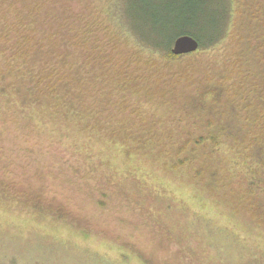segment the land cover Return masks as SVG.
Wrapping results in <instances>:
<instances>
[{
	"label": "rangeland",
	"instance_id": "374dc122",
	"mask_svg": "<svg viewBox=\"0 0 264 264\" xmlns=\"http://www.w3.org/2000/svg\"><path fill=\"white\" fill-rule=\"evenodd\" d=\"M36 1L47 6L50 3L62 5L68 17L63 24L70 30L82 26L83 31L87 30L84 20L93 16L97 22V26H91L95 29L94 36L102 41L91 56L102 52L99 55L104 61H123L134 70L133 83L138 87L132 86L129 94L114 88L103 99V83H95L96 96L100 99L91 103L90 97H86V103L98 109L96 117L115 116V120L126 122L127 127L134 130L146 121L133 112L135 106L140 105L139 101L149 103L143 89H152L158 98L164 95L165 100L173 96L178 105L182 104L180 107L151 108L148 113L157 111L165 119L158 125L163 131L168 129L165 135L175 130L176 146L191 137L193 131L188 122L201 118L187 103L190 90L200 93L205 87L204 82L196 84L193 78L187 77L201 72L200 61H209L206 69L212 73L215 68L230 64L232 70L226 76L238 75L244 91L251 90L260 78V86H255V90L263 92L264 0H237L234 13L233 9L229 11L235 15V23L232 28L228 25L230 30L225 43L214 49L203 48L197 56L188 54L190 56L182 55L178 59L160 55L150 58L117 37V41L108 39L98 28L106 18L110 0ZM136 1L139 0H125V12L145 11L135 7L138 6ZM218 1L208 0L209 15H222L223 8ZM29 2L19 0L18 9ZM201 29L209 39L208 30ZM212 61L219 63L211 65ZM96 70L101 72L100 68ZM112 75L110 81L105 78L104 82L113 84L115 76L118 80L113 70ZM202 116L207 120L206 114ZM216 124L221 126L222 123L217 121ZM32 127L19 115L0 118V264H264V217L256 216L260 223L258 230L247 231L245 225L231 220L204 198L206 202L199 200L190 186L193 180L187 183L178 172H171L168 177L167 170L152 158L147 164L151 167L154 164L155 168L150 167L153 174L141 171L142 176H138L145 181L147 190L168 196L166 201L173 208L164 210V214L154 209V217H149L143 206L126 197V186H121L123 181L99 182L104 176L103 167L90 172L89 164L77 163L75 169L72 163L63 161L71 159L66 146L84 142L81 127L73 126L69 129V139L66 141L59 135L56 143H52L51 136L56 131L54 127L65 134L61 124H51V134H48L49 128L38 131ZM155 130H151V134ZM143 160L146 162V158L139 157L136 162L140 164ZM118 161L115 168L122 172L119 168L122 155ZM240 181L236 179L235 183L243 189ZM181 183L184 188L180 187ZM163 190L167 193L163 194ZM10 204L13 210H8ZM260 207L264 212V203ZM239 211L241 221L249 223L250 209L245 207Z\"/></svg>",
	"mask_w": 264,
	"mask_h": 264
},
{
	"label": "trees",
	"instance_id": "16d2710c",
	"mask_svg": "<svg viewBox=\"0 0 264 264\" xmlns=\"http://www.w3.org/2000/svg\"><path fill=\"white\" fill-rule=\"evenodd\" d=\"M110 2L105 10L106 18L103 16L105 20L98 28L108 39L117 41V37L150 58L160 55L171 59L179 58L171 53V48L182 35H190L200 43L199 50L190 55L201 54L203 48H217L235 23V15L229 11L233 9L234 13L237 4V0H219L222 15L213 16L207 11L208 0H139L135 7L145 11L136 14L125 12V0ZM18 3L19 0L0 1L1 119L19 115L35 130L49 128L48 134H51V124H61L65 134L54 127L52 143H56L59 135L67 141L69 129L81 127L84 142L66 146L71 162L69 159L63 161L72 163L74 168L77 163L89 164L90 172L103 167L104 176L99 182L123 181L121 186H126V197L143 206L149 217H154V209L164 214V210L173 208L166 201L168 196L147 190L145 181L138 176H142L141 171L153 174L154 164L153 167L147 164L152 158L167 170L164 171L168 177L171 172H178L187 183L193 180L190 186L199 200L205 199L206 203L224 211L231 220L245 225L247 231L258 230L260 223L256 216L264 217V212L260 211L264 203V81H261L263 92L255 90V86H260V78L251 90L244 91L238 75L235 78L226 76L232 70L230 64L219 66L212 73L206 69L209 61H197L202 63L201 72L187 77L193 78L196 84L204 82L205 89L200 93L190 90L187 103L201 118L194 123L188 122L193 131L191 137L175 146V130L165 135L168 129L163 131L158 127L165 119L157 111L148 113L151 108L180 107L182 104L178 105L173 96L165 100L164 95L158 98L152 89H143L149 103L139 101L140 105L135 106L133 112L146 121L134 130L127 127L126 122L115 120V116L96 117L98 109L86 103V97H90L91 103L100 99L94 88L98 82L103 83V99L114 88L129 94L132 86L138 87L133 83L134 70L126 62L104 61L99 55L102 52L91 56L92 50L102 41L94 36L95 29L91 26L97 22L93 16L84 20L87 30L83 31V26L70 30L63 24L68 17L62 5L50 3L47 6L30 0L18 9ZM201 28L208 30L209 39ZM114 33L119 34L111 37ZM87 45L89 47H85ZM217 62L212 61L211 65ZM98 68L101 72L96 70ZM156 69L160 70L157 66ZM112 70L118 80L115 76L113 84L105 83V78L112 79ZM202 114L208 116L207 120ZM217 121L223 125L219 126ZM151 130L155 132L151 134ZM121 155L123 161L119 168L122 172L115 168ZM139 157L146 158V162L138 164ZM236 179L241 180L243 189L235 183ZM182 183L180 187L184 188ZM166 193L167 190H163V194ZM9 206L8 210H13L12 204ZM245 207L250 209L249 223L239 218V210Z\"/></svg>",
	"mask_w": 264,
	"mask_h": 264
},
{
	"label": "water",
	"instance_id": "95a60500",
	"mask_svg": "<svg viewBox=\"0 0 264 264\" xmlns=\"http://www.w3.org/2000/svg\"><path fill=\"white\" fill-rule=\"evenodd\" d=\"M199 48L200 43L196 38L190 35H182L174 41L171 53L175 56L188 55L197 52Z\"/></svg>",
	"mask_w": 264,
	"mask_h": 264
}]
</instances>
